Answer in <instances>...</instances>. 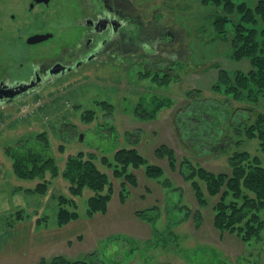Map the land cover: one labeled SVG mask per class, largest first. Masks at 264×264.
Returning <instances> with one entry per match:
<instances>
[{
	"label": "rangeland",
	"instance_id": "obj_1",
	"mask_svg": "<svg viewBox=\"0 0 264 264\" xmlns=\"http://www.w3.org/2000/svg\"><path fill=\"white\" fill-rule=\"evenodd\" d=\"M130 1L131 11L142 21L159 23L173 34L172 42L156 46L157 57L143 48H134L124 58L115 55L99 59L31 93L0 103V264H38L41 258L51 259L56 255L77 258L94 251L99 254L100 264H264V225L259 237L248 241L242 240L236 231L216 228L214 206L220 193L208 195L207 205L201 208V222H197L193 212L199 205L191 181L177 169H171L166 159L153 156L155 146L166 143L179 159L185 156L208 171L230 174V152L245 149L251 155H258L264 166V152L259 149L257 139H245L239 147L232 145L227 151L219 150L226 142V137L222 136L216 143L217 150L212 149L208 144L211 133L194 132L191 128L199 124V119L196 120L191 110L187 112L193 106L190 102L197 100L187 96V90L200 89L198 100L204 97L201 100L207 104L213 102L212 109L221 119L220 123L210 125L215 129L218 124L220 128L224 121L225 135L235 133L233 128L236 127L230 120L234 116L247 121L246 118L249 116L252 120L256 112L264 114V97L257 107L227 98L230 107L225 112L222 102H227L226 98L210 89L216 78L217 64L231 71H246L250 68L248 59L230 56L233 47L230 36L209 41L206 30L213 9L210 4L197 0ZM51 7L53 9L54 5ZM20 22L5 25L0 39L8 40ZM156 23L153 24L157 26ZM63 33L64 30L56 31L47 48H54ZM45 46H33L30 50L38 55ZM11 59L7 55L4 61ZM156 73L167 82L160 84L153 80ZM150 92L169 97L171 105L162 108L154 119H141L134 106L140 97L146 98ZM101 101L109 102L112 107H102ZM248 106L253 110H247ZM84 110L92 111L90 120L82 118ZM224 113L230 119L223 120ZM197 114L208 117L209 122L212 120L209 111ZM186 117L190 120L185 122ZM41 132L48 137L45 148L36 142V135ZM124 132L139 134L137 148L150 161L160 164L163 175L150 178L143 166L130 168L137 184H127L129 195L121 202L122 179L114 177L112 170L97 160L96 164L107 173L114 189L106 212L85 216L91 191L84 188L73 202L80 217L58 226L55 223L57 196L64 194L73 200L67 189L69 183L62 175L66 158L78 151L111 157L115 148L130 146ZM205 138L208 140L204 141ZM26 144L52 156L57 174L46 171L44 179L16 175L8 150ZM165 180L169 187L163 186ZM43 181L45 191H26ZM200 183L207 195V186L202 180ZM149 207H154L152 213L156 214L152 224L135 214ZM17 212H21L22 219H16ZM259 214L264 223V207ZM36 219L42 220L38 226ZM153 227L165 233L163 240L160 241L161 234L154 235ZM131 243L138 249L126 255Z\"/></svg>",
	"mask_w": 264,
	"mask_h": 264
},
{
	"label": "trees",
	"instance_id": "obj_2",
	"mask_svg": "<svg viewBox=\"0 0 264 264\" xmlns=\"http://www.w3.org/2000/svg\"><path fill=\"white\" fill-rule=\"evenodd\" d=\"M201 4H210L213 6L212 12L209 14L211 18L208 31L209 41L215 38L229 37L233 47L229 53L233 59L247 58L250 68L243 70H227L216 65L217 74L210 89L215 94H221L227 100L233 99L238 102H247L257 107L260 98L264 97V0H197ZM215 8V9H214ZM215 66V65H214ZM168 69H170L168 67ZM166 74L165 72H163ZM166 78L169 79V76ZM157 80L160 84L166 83L167 79H163L156 73L153 80ZM159 79V80H158ZM200 89L187 90V96H193L192 100L199 99L201 96ZM201 99H204L202 97ZM191 101L190 109L187 112L193 113L198 125L191 128L196 132L207 131L211 133L209 146L212 149L218 148L217 142L221 141L220 137H226V142L222 143L219 148L223 150L232 149V145L239 147L245 139H257L259 149L264 152V114L256 112L251 120L248 116L247 121H241L234 116L232 119L226 117L224 113L223 120L230 119L234 129V135L224 134L225 123H221L220 128L214 129V123H220V118L216 110L212 109L213 102L207 104L203 100ZM224 103V110L230 106L229 101ZM102 107H112L107 101H101ZM171 105V99L150 92L148 97H140L134 110L141 119H154L158 112ZM248 106L247 110H253ZM246 109L247 107H241ZM191 110V111H190ZM210 112L209 118L197 113ZM264 110V105H263ZM264 112V111H263ZM82 118L90 120L92 118L91 110H84ZM190 120V117H186ZM226 122V121H225ZM183 123V122H182ZM181 123V124H182ZM210 123L212 125H210ZM235 125V126H234ZM113 130V129H112ZM191 130V131H192ZM114 133V130H113ZM138 133V132H137ZM125 141L130 146H121L115 148L111 157L107 155H98L95 152L78 151L76 155L69 156L65 160V167L62 170L63 178L67 179L69 186L68 192L73 198L59 194L58 209L56 213L55 223L63 226L68 222L80 217L75 202V196L81 194L84 188L91 191L87 197V208L85 216L91 217L96 212L105 213L108 202L114 192L112 182L109 180L107 173L101 170L96 161L112 170L114 177L122 179L120 183L119 199L124 202L128 195L129 189L127 184L136 186V177L129 170L130 168H138L143 166L145 173L150 178H159L163 175V168L160 164L150 161L138 148L140 141L139 134L124 132ZM208 139H204L207 141ZM227 141H229L227 143ZM36 142L42 144L45 148L48 144V137L45 132L36 135ZM218 144V143H217ZM203 146V143L200 144ZM230 145V146H229ZM16 149L12 147L8 150V155L13 160V170L16 175L22 178L44 179L46 171L56 175L58 168L52 156H46L42 152L37 151L34 147L24 145ZM61 148V147H60ZM217 150V149H216ZM153 156L156 159H166L171 169H177L184 178L191 181V187L195 193L199 207L193 212V217L197 222H201V208L207 205L208 195H217L220 193V199L215 204L214 225L219 230L236 231L242 240L248 241L250 238H258L260 231L264 225L263 219L259 212L264 207V166L258 155H251L249 151L242 149H233L228 157V163L231 168L230 174L225 172H212L192 163L187 157L180 159L176 152L166 143H160L153 149ZM203 181L207 186V195L200 183ZM164 187H169L168 180L163 181ZM46 190L45 182L38 183L33 190L26 189L28 193H41ZM154 207L143 210H137L136 215L140 218L153 223L155 220ZM17 220L22 219L21 212H17ZM44 221V220H43ZM42 220L36 219L35 224L38 226ZM9 226L12 223L8 224ZM154 235L161 234V240L164 239L165 233L158 232L153 227ZM158 241V240H157ZM134 242V239H133ZM136 243V242H135ZM131 248L126 255L138 249V246L130 244ZM195 258V257H194ZM101 259L97 251L84 254L77 258H70L66 255H56L51 259L41 258L38 264H100Z\"/></svg>",
	"mask_w": 264,
	"mask_h": 264
},
{
	"label": "flooded vegetation",
	"instance_id": "obj_3",
	"mask_svg": "<svg viewBox=\"0 0 264 264\" xmlns=\"http://www.w3.org/2000/svg\"><path fill=\"white\" fill-rule=\"evenodd\" d=\"M131 10L130 0H0V31L19 20L23 26H16L8 40L0 39V59L12 57L0 61V86L32 85L11 98H1L0 103L31 93L99 59L124 58L134 48L155 56L156 46L172 42L170 30L142 21ZM59 30L65 31L63 37L54 48H47ZM45 34L49 36L37 40ZM38 45L46 46L34 55L30 48ZM3 63L6 65L1 67Z\"/></svg>",
	"mask_w": 264,
	"mask_h": 264
},
{
	"label": "water",
	"instance_id": "obj_4",
	"mask_svg": "<svg viewBox=\"0 0 264 264\" xmlns=\"http://www.w3.org/2000/svg\"><path fill=\"white\" fill-rule=\"evenodd\" d=\"M49 35H38V39L37 40H40V39H44V38H47ZM32 85L31 84H22V83H19V86H12V88L9 86H6V84H3L0 86V99L1 98H11L13 97L14 95L16 94H19L25 90H27L28 88H30Z\"/></svg>",
	"mask_w": 264,
	"mask_h": 264
}]
</instances>
